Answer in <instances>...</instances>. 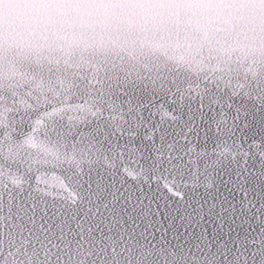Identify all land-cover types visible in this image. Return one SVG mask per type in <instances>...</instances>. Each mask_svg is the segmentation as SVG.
<instances>
[{
    "label": "water",
    "instance_id": "water-1",
    "mask_svg": "<svg viewBox=\"0 0 264 264\" xmlns=\"http://www.w3.org/2000/svg\"><path fill=\"white\" fill-rule=\"evenodd\" d=\"M132 83L264 96V0H0V264H169L127 231L40 223L79 204L88 169L119 163L88 131L127 134Z\"/></svg>",
    "mask_w": 264,
    "mask_h": 264
},
{
    "label": "snow or ice",
    "instance_id": "snow-or-ice-1",
    "mask_svg": "<svg viewBox=\"0 0 264 264\" xmlns=\"http://www.w3.org/2000/svg\"><path fill=\"white\" fill-rule=\"evenodd\" d=\"M126 99L142 109L127 134L88 131L119 163L88 169L79 204L45 207L41 225L127 231L170 252L169 264H264V96L213 88L194 103L132 83Z\"/></svg>",
    "mask_w": 264,
    "mask_h": 264
},
{
    "label": "clouds",
    "instance_id": "clouds-1",
    "mask_svg": "<svg viewBox=\"0 0 264 264\" xmlns=\"http://www.w3.org/2000/svg\"><path fill=\"white\" fill-rule=\"evenodd\" d=\"M99 37L98 36H93L91 34H84L81 37H79L78 42L80 43H87L89 45L98 42ZM76 41H70V43H74Z\"/></svg>",
    "mask_w": 264,
    "mask_h": 264
}]
</instances>
